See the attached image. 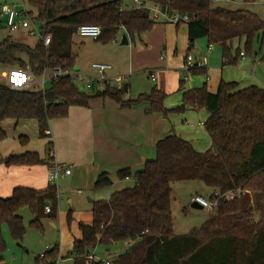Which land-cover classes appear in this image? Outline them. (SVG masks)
Listing matches in <instances>:
<instances>
[{"label": "trees", "instance_id": "obj_1", "mask_svg": "<svg viewBox=\"0 0 264 264\" xmlns=\"http://www.w3.org/2000/svg\"><path fill=\"white\" fill-rule=\"evenodd\" d=\"M188 14L189 41L206 38L208 44L222 49L223 66L237 65L245 54L251 55L254 43L264 38V20L246 9L230 10L216 6L214 0H145ZM255 2V0H244ZM41 24L43 40L34 47L8 36L0 43V63L9 69H29L36 77L57 67L73 70L76 54L74 37L83 24L101 28L99 40L108 42L125 30L133 39L149 31L156 21L149 9L126 7L123 0H29ZM33 14V12H32ZM234 43H237L235 47ZM192 73H206L205 68L191 69ZM4 72V71H3ZM45 88L36 85L18 90L0 81V121L8 118L36 119L41 138L49 137V123L68 116L73 105L88 106L92 98L110 97L125 107L146 104L145 112L168 116L188 109L209 114L205 128L212 139V147L198 152L191 142L174 134L159 140L157 155L147 161L144 169L134 175L135 184L114 191L108 200L94 201L93 223H80L82 238L74 241L71 254L80 264L97 246H110L128 241L112 264H264V209L260 217H253L252 194L264 193V88L250 85L239 88L237 81L221 80L212 93L205 84L182 91L180 104L168 108L167 93L154 87L150 93L136 99H125L124 86L106 85L101 92L81 90L70 75L47 82ZM7 133L0 128V140ZM22 142L29 137L21 135ZM53 144L49 142V145ZM48 155L38 152L12 154L0 158V165H50ZM121 179L133 174L130 169L118 172ZM201 182L224 193L242 189L244 194L232 200L221 199L204 224L185 235L174 233L172 213V184ZM107 173L101 174L95 188L111 185ZM51 203V211L45 208ZM58 188L48 184L46 189L17 186L9 197L0 196V264L7 250L3 227L22 240L26 233L21 209L33 214L30 226L44 231L42 219L57 218ZM68 213V223L72 222ZM59 245L38 256L33 264H57Z\"/></svg>", "mask_w": 264, "mask_h": 264}, {"label": "crops", "instance_id": "obj_2", "mask_svg": "<svg viewBox=\"0 0 264 264\" xmlns=\"http://www.w3.org/2000/svg\"><path fill=\"white\" fill-rule=\"evenodd\" d=\"M125 6L132 8L136 7L135 1L129 0L128 4L126 3ZM121 31H123V34H127L125 30L121 29ZM170 32H175L177 36L176 41L173 39L172 42H170ZM128 38L129 43L127 45H129L130 42H134V45L128 49L122 50V54H124L123 57L125 58L124 61L121 53L107 56L100 55L101 53H106V48H100L102 51L95 55L98 61L102 63L114 64V68L111 67L108 76L114 78L118 75H128L124 83H127V90H125L124 96L125 99H136L141 94L150 93L154 87L166 93L179 91L180 81L182 80L184 81L185 89L198 88L206 84L209 91L214 93L217 91L220 81L224 80L223 68L225 66H223V58L221 69L217 68L214 59L212 60L213 63L210 62L209 64L208 62L205 67V77L187 71L188 73L184 76V79L181 78L183 73L179 72V70H187L184 64L188 54L184 56L182 62L179 64V61H176L174 53H178L177 40L180 38L183 44H187V41L189 42V51L194 47V43L189 41L187 24L177 26L174 23L160 19L156 21L151 30L141 35H135L133 39L128 35ZM90 40H93L95 44H99V42L93 38H90ZM136 40H138V42H136ZM114 49L119 50V48ZM126 52H129L127 59L125 55ZM166 52L167 54L170 52L167 57L165 55ZM211 53H213V50L208 54L210 55ZM114 59H117L116 63L113 62ZM245 61L246 55L242 56L240 65H244ZM87 63L83 65L89 67L94 62ZM83 71L84 73L82 74L84 75L93 74L88 68ZM146 71L149 74L147 75L148 77H146ZM152 73L157 78L156 84H154L151 78ZM147 78H149L152 83H149ZM237 82L239 83V88L250 85H258L264 88V85L260 84H242L238 80ZM111 86L118 87L114 83ZM101 91L103 90L96 87L92 92L98 93ZM146 107V104L136 107H125L114 99L103 96L92 98L88 106H71L68 116L53 119L49 123V130L47 131L49 137L47 139L54 145L53 157L55 162L71 164L72 172L67 176L74 175L76 178L84 181L86 183L85 185L88 187H95L96 180L103 173L108 174L112 181L111 186H113L122 180L118 175L120 170L130 169L132 174L135 175L137 172L144 169L147 161L155 159L157 155L156 145L159 140L166 136L177 134L191 142L192 146L198 152H205L212 147V139L205 128V122L209 117L207 112H197L188 109L183 113H170L168 116H165L159 112L147 114L145 112ZM9 119L11 121L6 123ZM13 120H15V123ZM26 120H35L38 126V121L36 119L16 120L8 118L0 121V128L7 133L3 125L11 126L15 124L16 128L19 126V130L22 131L25 127V122H27ZM25 152L34 151L28 150L26 146L21 148L15 147V145H11L9 142L5 141V139L0 140V158L12 154H23ZM40 156L46 158L41 154ZM48 166L7 167L1 164L0 196L9 197L17 186L46 189L49 184L47 179ZM67 176L62 178H66ZM214 191L216 190L213 189V192ZM113 192H109L105 197L109 199ZM197 195L202 194L197 193ZM98 198L99 199L96 201L107 199ZM94 201L95 200L90 199L92 205L87 211L82 210V208H78V210L71 209L73 221L70 226L67 225L66 212L62 208L59 209L58 202L59 212L57 211V220L60 224L61 240L57 243L60 252L57 264H80L76 261L75 256L71 254V251L74 241L82 238L80 223L85 225H92L93 223L92 210ZM193 203L201 207L195 201H193ZM81 212H86L84 217L81 216ZM52 224L55 226L54 222H52ZM57 244L51 248H54ZM114 246H116V244L112 247L114 248ZM96 249L97 248H95L94 251ZM122 249L125 248H116L115 255L108 249L105 252L108 256L97 254V252H91L96 259L90 263L86 260L85 264H102V262L106 260L113 261L123 251ZM4 255L6 259H3L2 264H33L35 259L40 256L36 255L34 258H30L25 257V255L16 254L14 251Z\"/></svg>", "mask_w": 264, "mask_h": 264}, {"label": "rangeland", "instance_id": "obj_3", "mask_svg": "<svg viewBox=\"0 0 264 264\" xmlns=\"http://www.w3.org/2000/svg\"><path fill=\"white\" fill-rule=\"evenodd\" d=\"M124 4H128L129 0H123ZM24 2L25 9L32 11L34 17L37 16L36 10L30 5L29 0H0V43L7 38L8 36H11L14 40L24 43L28 45L29 47L34 48L40 41L41 37L40 35L33 34L31 35L29 31L25 28H19L15 31H11L6 24V16H2L1 12V5L3 4H9V5H15L17 7H21ZM216 6H221L230 10H237V9H246L251 10L257 14L264 20V0H255V2H245L244 0H220L219 2L215 3ZM36 27L38 29L41 27V24L38 20L35 22ZM123 36V31H119L117 33L115 40H110L108 42H103L101 40H97L99 44H95L93 40H90L88 37H82L78 34L74 37V46L73 51L76 54V63L73 68V72L75 73H84V69H89L91 73H95L93 68L91 66L85 67L83 64H86L87 62H97L102 63L98 61L95 55L99 54L103 49L106 48V53H101L100 55H117L122 54L123 49H128L132 45H134V42H130L129 45H123L121 44ZM170 42L174 39L176 41L177 36L175 32H170ZM181 39V38H180ZM177 40V47H178V53H174L176 57V61L182 62V59L187 54H191L192 56H203L208 55L209 64L210 62L213 63L216 61V65L218 69H221L222 67V49L219 45L213 44V53L210 55L208 54V40L206 38H199L194 42V47L189 51V42L187 41V44L181 43V41ZM131 41V40H130ZM138 42V40H136ZM243 42H241L240 47L242 48L243 52L242 55H246L244 52V46ZM235 47H237V43H234ZM239 46V45H238ZM101 48V49H100ZM114 48H119V50H116ZM114 49V50H112ZM114 53H113V52ZM170 54V52H168ZM167 52L165 53L167 57ZM126 59L127 56H129V52L125 53ZM123 57V61H124ZM117 59H114L113 62L116 63ZM242 62V57L240 58L237 65L234 66H225L223 68V78L226 81L230 80H238L242 84H260L264 85V38L260 37L259 40H256L254 43V50L251 55H246V61L244 65H240ZM87 63V64H89ZM107 64V63H106ZM110 65V64H109ZM114 64L112 63L110 66L114 68ZM173 66V65H172ZM180 66V65H179ZM10 69L0 63V81L4 82V77L2 76L3 71H9ZM187 71L190 70H179V72L183 73V76L181 77L184 79V76L188 73ZM51 74V71H48V75ZM146 77L148 72L146 71ZM196 74V73H195ZM196 75H200L205 77L206 73H198ZM149 83H152L149 78H147ZM78 86L82 88V83L77 82ZM156 84V82H154ZM48 85V83H47ZM37 86V85H36ZM39 87V86H37ZM85 92L92 93L91 90H84ZM182 99V93L181 91H174V92H167V98L165 100V105L167 107H175L176 105L180 104ZM205 111V110H201ZM198 112V111H197ZM207 112V111H205ZM11 121L10 119L7 120L6 123H9ZM25 127L22 131L19 130V126L16 128V125L13 124L11 126L3 125L5 130L7 131V137L5 141L9 142L11 145H15V147H25L28 148V150L38 152L44 157H47L49 152V139L47 138H41L38 126L35 122V120H26ZM30 121V122H29ZM32 121V122H31ZM34 121V122H33ZM15 123V120H13ZM11 123V122H10ZM27 135L29 137L28 143H23L19 136ZM86 183L82 181L81 179L76 178L73 176H67L66 178H60L56 182V187L58 188L59 192V209H63L66 214V221L68 223V213L72 210H78V208H82V210H88V208L92 205V202H90V199L97 200L98 197L101 198H107V194L109 192H113L116 190H121L127 186H133L135 184L134 175L130 177V179H122L119 183L114 184L113 186L108 185L105 187H102L100 189H96L95 187H88L85 185ZM101 191V192H98ZM197 193L202 194L203 197L209 199L214 194L213 188L209 187L201 182H192V181H179L174 182L172 184V213L174 218V233L176 235H185L189 232H191L195 228L201 227L204 222L207 220V218L210 216L212 212H214V209L210 210L208 208H202V207H196L193 204V197L197 195ZM252 199L254 200V211H253V217L255 220H258L260 217V210L264 209V193L260 195H254L252 194ZM62 206V207H61ZM58 209V212H59ZM23 218L24 223L26 226V233L22 240H17L13 238V236L10 234V231L7 226L3 227V235L7 243V250L4 254H9L12 251H14L16 254L19 255H25V257L34 258L36 255H41L45 253L48 247H53L55 244L60 242L61 240V232H60V224L57 220V218L52 220L47 215L43 217V227L44 231L41 232L40 230H37L36 228L30 226V221L33 219V214L30 209L23 208L19 212ZM83 214V215H82ZM86 212H81V216L84 217ZM73 221V219H72ZM52 222L55 223V226L52 224ZM72 223V222H71ZM71 223L67 224L68 226L71 225ZM128 241L119 242L116 244V246L108 247V246H97L96 250H92V252L97 254H103L104 256H108L105 254L106 250L110 249L116 254L115 249L116 248H126V245L128 244ZM125 250V249H122ZM4 258L6 259V256L4 255ZM59 259V256L57 258V261Z\"/></svg>", "mask_w": 264, "mask_h": 264}, {"label": "built area", "instance_id": "obj_4", "mask_svg": "<svg viewBox=\"0 0 264 264\" xmlns=\"http://www.w3.org/2000/svg\"><path fill=\"white\" fill-rule=\"evenodd\" d=\"M135 6L138 8H146L150 10L152 19L158 21L164 19L174 24L187 23L190 21L188 14H182L177 11H170L168 8H163L161 5L145 1V0H134ZM220 0H214V2H219ZM21 7L15 5L3 4L1 5L2 16H6L7 27L11 31H15L19 28H25L29 31L31 35L39 34L45 45H49L51 42V37L43 36L41 27L38 29L36 27V19L31 11L25 9L24 2ZM82 37H90L95 40H98L101 36V28L96 24H83L81 25L77 33ZM113 40L116 41V38ZM213 50V44L208 45V53ZM244 56V55H242ZM209 62L208 55H203L200 57L192 56L188 54L185 59L184 67L188 70L205 68ZM91 67L94 70V74L84 75L82 73H74L73 70H65L61 67H57L51 70V74L48 75V71L43 74L41 77H36L29 69L22 68H13L9 71L2 72L4 81L11 88L24 90L30 89L35 85L45 88L47 82L56 80L62 76L70 75L74 81L82 83L81 90H91L94 91L96 87H99L101 90H104L106 85H112L113 83L118 87L124 85L128 75H118L116 77L108 76V72L111 70V66L106 63H92ZM151 78L154 82L157 81V78L151 74ZM54 145H49L48 157L50 160V165L48 166L47 179L50 184H56L60 178L70 175L72 172V165L68 163H59L54 160ZM245 191L242 189H233L227 192H220L219 190L214 191V194L211 198L207 199L202 195H197L194 197V201L198 203L202 208H208L210 210L214 209L221 199L232 200L236 196L244 194ZM51 211V203L48 202V205L45 208V212L49 213ZM51 247L47 248V251L51 250ZM45 253L41 254V257H44ZM95 256L89 254L86 257V260L90 263L95 261ZM102 264H112V261L106 260Z\"/></svg>", "mask_w": 264, "mask_h": 264}, {"label": "water", "instance_id": "obj_5", "mask_svg": "<svg viewBox=\"0 0 264 264\" xmlns=\"http://www.w3.org/2000/svg\"><path fill=\"white\" fill-rule=\"evenodd\" d=\"M128 43H129L128 35L126 33H124L122 36L121 44L127 45ZM124 90H127V83L124 84ZM193 204H194V206L199 207L195 203H193Z\"/></svg>", "mask_w": 264, "mask_h": 264}]
</instances>
